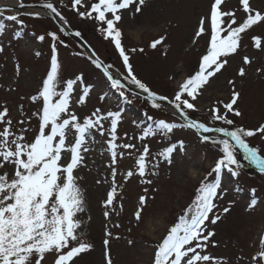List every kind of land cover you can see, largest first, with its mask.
<instances>
[{
	"label": "rangeland",
	"instance_id": "obj_1",
	"mask_svg": "<svg viewBox=\"0 0 264 264\" xmlns=\"http://www.w3.org/2000/svg\"><path fill=\"white\" fill-rule=\"evenodd\" d=\"M14 1L41 4L46 2ZM52 2L64 17L63 21L79 32L98 56L111 65L112 73L123 78L126 70L123 68L122 58L111 39H106L99 30L100 23L79 16L71 7V0ZM93 2L95 0H84L88 7ZM210 3L211 0H145L140 5L141 10L137 12L138 0H134L127 9L120 10L122 18L117 27L122 31V46L136 76L153 91L171 98L177 85L198 68V60L205 51L208 36L195 38L194 32L199 18L208 13ZM250 4L254 9L264 12V0H250ZM223 7L224 10L235 11L238 20L245 15L239 0H225ZM79 10L84 11L85 8L79 7ZM2 13L7 16L17 15L18 20L23 21L20 24L4 19L6 25L4 31L0 32V48L3 49L0 51V110L7 107L8 116L5 119L12 121L13 131L27 129L26 136L31 140L38 129V119L33 113L40 104L31 101L30 97L37 94L42 80L50 70L54 45L60 65L59 79L66 81L81 75L79 87H90L86 103L73 104L72 109L81 119L97 108L101 109L102 114L122 110L116 143L135 145L133 149H117L118 153H124L122 157L118 156L117 196L114 206L107 209L109 217L105 218L103 199L112 182L110 153L107 152L106 143L109 137L93 132L94 140L89 141L90 151L85 154L84 163L74 172L78 177L77 183L85 208L83 213L78 214V219L82 220L78 231L92 245L90 250L77 259V264H107L105 239L109 241L107 251L112 264H152L156 245L194 198L199 182L211 171L221 155L218 147L210 141L202 142L187 128L175 129L167 136L157 134L141 141L139 137L142 128L155 120L181 122L165 105L153 108L152 102L128 91L126 95L130 103L120 98L110 88L103 73L87 59L84 51L68 36L63 37V33L48 16L41 14L36 17L30 15L32 12L18 11ZM17 31L20 32L19 36L16 35ZM49 32L56 33L55 43L47 35ZM39 35H45V39L38 40ZM252 35L264 38V23L254 26L243 35L238 54L229 58L228 66L196 101L198 110L190 112L192 119L205 121L208 126L227 127L229 130L239 126L254 129L264 123V50L253 46ZM161 37L164 38L162 43L152 48L151 43ZM193 39L196 40L195 43ZM245 55L251 61L248 65L242 62ZM240 67L246 70L243 77L238 75ZM229 80L234 85L229 84ZM233 87L240 93L234 107L242 115L237 117L228 113V118L234 121V125L210 120V107L219 101L229 102ZM102 96L104 99H100ZM73 99H77V96L74 95ZM220 107L223 113L222 104ZM149 116L153 119L149 120ZM21 120L25 121L23 125L19 123ZM104 125L105 128L110 127V120L104 121ZM2 128L3 125L0 124V130ZM246 139L250 147L264 155V136L257 134ZM179 140L184 141V151L175 152L173 164L168 165L158 154L163 148ZM69 142H72L71 135ZM144 144L148 145L150 153L146 158L149 161L146 176L141 178L133 175L125 179L126 172L135 169V159L142 152ZM235 154L241 165L239 175L233 178L227 172L222 174V187L227 191L222 198L215 201L217 209L214 212L221 219L216 224L208 222V230L213 231L214 235L202 253L217 258V264H251V256L258 250L260 238L264 236V174L248 168L238 151L235 150ZM64 155L70 157L68 153ZM153 164L158 167L153 168ZM3 171L11 174L12 169H0V173ZM153 171L155 175L151 174ZM212 179L214 176L209 177V181ZM143 180H151L152 183L149 185L142 182ZM145 188L148 189L147 203L142 213L143 218L137 224L134 212L139 206V196L145 194ZM252 200L256 201L255 206L249 208ZM224 207H228L230 211L224 213ZM129 241L132 243L129 244ZM42 264H54V254H46Z\"/></svg>",
	"mask_w": 264,
	"mask_h": 264
},
{
	"label": "snow or ice",
	"instance_id": "obj_2",
	"mask_svg": "<svg viewBox=\"0 0 264 264\" xmlns=\"http://www.w3.org/2000/svg\"><path fill=\"white\" fill-rule=\"evenodd\" d=\"M133 2L134 0H95L88 7L84 0H71V7L79 16L100 23L99 30L106 39H111L122 58L123 68L126 70L123 79L127 81V85L135 86L146 93V99L152 102L153 108L161 107L158 101H167L182 118L181 123L167 122L164 119L153 121L142 128L139 137L141 141L157 134L167 136L175 129L183 128L195 129L202 133H222L227 137L217 139L208 135L200 136L202 142L210 141L216 145L221 155L216 159L211 171L199 182L194 198L156 245L152 259V264H217V258L202 253L214 235L213 231L208 230V222L216 224L221 219V216L214 212L217 209L215 201L222 198L227 191L222 187V174L227 172L233 178L239 175L241 165L235 154L236 148L243 151L244 158L255 165L259 172L264 173V155L259 154L256 148L250 147L246 139L257 134L264 136V123L254 129L243 126L233 127L231 130L227 127L213 128L205 121L192 119L190 112L198 110L196 101L228 66L229 58L238 54L243 35L254 26L264 23V12L254 9L250 0H239L245 15L238 20L235 11L224 10L225 0H211L208 13L199 18L194 32L195 38L208 36L205 51L198 60V68L177 85V90L169 98L153 91L136 76L129 56L122 46V31L117 27L122 18L119 12L127 9ZM144 3L145 0H138L137 12ZM41 6L64 20L52 0H46ZM78 6L84 7L85 10L80 11ZM30 15L39 17L41 13L37 11ZM7 19L23 23L18 20L17 15H9ZM4 27L0 24V32L4 31ZM16 35L19 36L20 32L17 31ZM47 35L53 41L57 39L55 32H49ZM76 35L79 36L80 33L77 32ZM37 39L43 41L45 35H39ZM163 39L161 37L154 40L151 47L156 48ZM251 41L256 49L264 50L262 36L252 35ZM195 42L193 39V43ZM2 50L0 48V51ZM242 62L244 65L251 63L247 55L242 57ZM92 63L98 69H103V75L110 83V88L115 90L120 98L130 103L126 95L128 90L126 84L110 72L111 65L104 66L97 59H93ZM59 68L56 48L53 45L50 70L42 80L37 94L30 97L31 101L40 104L33 113L38 119V129L31 140L26 136L27 129L13 131L12 121L5 119L8 116L7 107L0 110V124L3 125L0 130V169L6 167L12 169L11 174L8 171L0 173V264H42L46 254H54V264H77V259L90 250L92 245L86 242L83 234L78 231L82 224L78 214L83 213L85 208L83 195L77 183L78 177L74 172L84 163L85 154L90 151L89 141L94 140L93 132L109 137L106 143L107 152L110 153L112 182L103 199L105 218L109 217L107 209L114 206L117 196L118 156L124 155L123 152L118 153L117 149L135 147L131 143L123 145L116 143L122 110L102 114L101 109L97 108L82 119L78 116L72 105L85 104L90 87L87 85L79 87L81 75L61 81L58 76ZM238 75L241 77L246 75L244 67L238 69ZM228 83L234 85L232 80ZM74 95L77 96L75 100ZM239 96L240 93L233 87L229 102L219 101L210 107L209 119L222 121L225 125H234V121L228 118V113L237 117L242 115L234 107ZM148 119L153 118L149 116ZM109 120L110 127L105 128L104 121ZM19 123L23 125L25 121L21 120ZM69 135L72 136V142H69ZM142 147V152L135 159V169H129L125 179L133 175L141 178L146 176L149 166L146 158L150 153L147 144ZM177 151H184L183 140L163 148L158 156L168 165H172L174 153ZM65 153L70 154V157H66ZM152 167L156 168L158 165L153 164ZM151 174L155 175V172ZM213 176L214 179L209 181V177ZM142 182L149 185L152 183L151 180ZM252 191L255 192V189ZM147 192L148 189L145 188V194L139 196V206L134 212L137 224L143 218ZM255 203L256 201L252 200L249 208L254 207ZM229 211L228 207L223 208L224 213ZM131 243L132 241H129V244ZM108 244V239H105V257L107 264H112L108 258ZM251 264H264V236L260 238L258 250L251 256Z\"/></svg>",
	"mask_w": 264,
	"mask_h": 264
},
{
	"label": "water",
	"instance_id": "obj_3",
	"mask_svg": "<svg viewBox=\"0 0 264 264\" xmlns=\"http://www.w3.org/2000/svg\"><path fill=\"white\" fill-rule=\"evenodd\" d=\"M42 4H37V3H31V4H18L17 6H5V5H0V10H11V9H17V10H35V11H40L42 13H45L46 15H48L53 21L54 23L61 29L63 30L68 36H70L74 41H76L87 53V55L89 56V58L91 60L93 59H97L101 62L102 65H104V63L97 57V55L95 54V52L92 50V48L85 42L84 39H82L80 36H77L75 32H73L65 23H63L54 13L50 12L49 10L43 8L41 6ZM94 54V55H93ZM105 66V65H104ZM101 71L103 72V69L100 68ZM113 74V73H112ZM115 76V78L120 79L117 75L113 74ZM121 80V79H120ZM122 83H124L121 80ZM126 84V83H125ZM126 87L128 89V91L139 94L141 96L146 97V93H143L141 90L136 89L135 86H130L126 84ZM158 102H163L166 103L168 105H170L167 101H158ZM172 106V105H170ZM179 115V114H178ZM180 117V116H179ZM181 118V117H180ZM182 119V118H181ZM196 133L198 134H202V135H216V136H221V137H225L224 134L222 133H215V132H211V133H202V132H198L197 130L193 129ZM227 138V137H225ZM239 149V148H238ZM239 151L241 152V154L244 157V153L242 150L239 149ZM248 161V160H247ZM249 164L252 166V168L256 171H259L255 165H253L250 161H248Z\"/></svg>",
	"mask_w": 264,
	"mask_h": 264
},
{
	"label": "bare ground",
	"instance_id": "obj_4",
	"mask_svg": "<svg viewBox=\"0 0 264 264\" xmlns=\"http://www.w3.org/2000/svg\"><path fill=\"white\" fill-rule=\"evenodd\" d=\"M18 2L14 1V0H0V5H13L16 4ZM20 11V10H17Z\"/></svg>",
	"mask_w": 264,
	"mask_h": 264
},
{
	"label": "trees",
	"instance_id": "obj_5",
	"mask_svg": "<svg viewBox=\"0 0 264 264\" xmlns=\"http://www.w3.org/2000/svg\"><path fill=\"white\" fill-rule=\"evenodd\" d=\"M3 17H4V16H2V15L0 14V24H3V25L5 26V25H6V24H5L6 21H9V20H8L6 17H4V18H3ZM4 19H5L6 21H5ZM95 68H96V67H95Z\"/></svg>",
	"mask_w": 264,
	"mask_h": 264
}]
</instances>
